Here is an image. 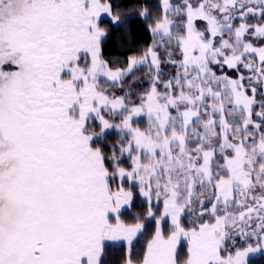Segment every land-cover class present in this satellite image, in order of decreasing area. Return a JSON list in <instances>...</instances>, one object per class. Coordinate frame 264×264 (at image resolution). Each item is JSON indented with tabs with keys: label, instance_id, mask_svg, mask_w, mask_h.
Instances as JSON below:
<instances>
[{
	"label": "snow or ice",
	"instance_id": "obj_1",
	"mask_svg": "<svg viewBox=\"0 0 264 264\" xmlns=\"http://www.w3.org/2000/svg\"><path fill=\"white\" fill-rule=\"evenodd\" d=\"M0 264H264V0H0Z\"/></svg>",
	"mask_w": 264,
	"mask_h": 264
},
{
	"label": "trees",
	"instance_id": "obj_2",
	"mask_svg": "<svg viewBox=\"0 0 264 264\" xmlns=\"http://www.w3.org/2000/svg\"><path fill=\"white\" fill-rule=\"evenodd\" d=\"M140 36H141V42H143V39H144L143 34H140ZM116 255L118 256L119 253H116Z\"/></svg>",
	"mask_w": 264,
	"mask_h": 264
}]
</instances>
